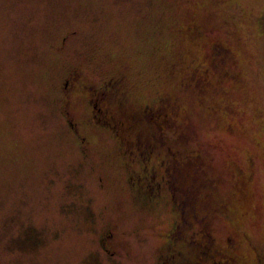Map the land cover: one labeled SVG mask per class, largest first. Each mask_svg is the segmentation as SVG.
<instances>
[{"label":"rangeland","instance_id":"1","mask_svg":"<svg viewBox=\"0 0 264 264\" xmlns=\"http://www.w3.org/2000/svg\"><path fill=\"white\" fill-rule=\"evenodd\" d=\"M74 67L152 148L153 199L92 93L71 102L79 133L68 123ZM173 248L174 264H264V0H0V264H161Z\"/></svg>","mask_w":264,"mask_h":264},{"label":"flooded vegetation","instance_id":"2","mask_svg":"<svg viewBox=\"0 0 264 264\" xmlns=\"http://www.w3.org/2000/svg\"><path fill=\"white\" fill-rule=\"evenodd\" d=\"M118 80L124 81L125 78L118 77ZM83 81H84L83 73L77 67L71 68V70L67 73V75L64 77L62 81L61 91L66 106V108L64 109V115L65 117L68 118V123H71L72 127L74 128L73 130L74 131L76 130V132L79 133L78 128L76 126L77 123L74 122L69 117L72 115V111L70 109L71 102L74 98H78L81 89H85L89 93H92L88 97V101L91 105V112H92L91 117L94 120V123H96L99 126L103 125L112 134H117L119 136L120 138L119 146L121 147L122 151L126 153V156L130 160H134V156H137L144 162L143 163L144 168H142L143 172L140 171L133 172V174L129 175L130 184L133 186V188L137 189V191H139L145 197L149 199H153L160 191L159 189L161 188V181L157 178V172L155 168H153L154 166L151 164V167L148 168V162L151 158L152 148L147 147V145L142 144L140 141H137L131 135H128L130 132H132L131 122L124 123L122 121H118V118L115 117L114 113H112L110 110H107L108 113L106 114V110L102 109V106H100L99 104L102 98V94L100 90L96 87L93 88V84H86ZM110 82H111L110 83L111 86H114L116 85L117 79H112L110 80ZM101 112L103 113L101 114ZM81 141L86 143L87 142L86 136L81 135ZM167 182L168 184H172L173 181L169 179ZM175 186L178 185L174 183V187ZM174 196L175 194L174 195L172 194L173 198ZM183 204H186L185 199ZM182 211L183 210H181V213ZM195 216H197L196 213L194 214V217ZM173 251H174L173 253H168L167 255L162 254L160 263L174 264L173 262L175 260V256L177 257L179 252L176 251L174 248Z\"/></svg>","mask_w":264,"mask_h":264}]
</instances>
